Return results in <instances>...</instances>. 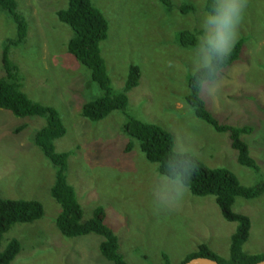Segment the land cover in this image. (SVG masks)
<instances>
[{
  "label": "rangeland",
  "instance_id": "obj_1",
  "mask_svg": "<svg viewBox=\"0 0 264 264\" xmlns=\"http://www.w3.org/2000/svg\"><path fill=\"white\" fill-rule=\"evenodd\" d=\"M16 1L27 21L28 36L23 46L9 50V57L19 70L23 92L56 108L62 118L66 135L55 145L69 155L67 181L84 219L97 206L104 209L106 224L128 264H162V254L170 264H180L201 244L227 258L236 224L222 218L213 198L187 191L179 202L160 205L156 196L171 191L172 180L159 176L137 144L125 151L128 138L121 131L125 116L114 111L99 123L80 116L82 104L100 93L88 72L66 53L69 32L55 17L65 0ZM91 1L109 24L100 47L111 87L122 89L130 65L141 71L138 86L128 93V114L168 131L175 151L191 154L195 149L204 167L229 170L241 186L264 183V0H248L237 39L244 42L242 53L220 74L219 92L210 97L201 90L208 110L220 123L252 128L242 139L258 173L238 165L228 135L197 119L185 102L189 76L203 67L206 0H170L169 10L158 0ZM184 4H193L194 11L181 14ZM180 30L197 36L194 49L179 47ZM14 37L12 20L0 11V54L5 40ZM21 124L25 130L15 134ZM43 124L42 119H21L0 110V195L37 201L44 209L39 221L13 226L1 249L11 239L19 241L20 253L11 264H109L98 251L99 237L64 238L55 227L58 205L50 196L54 170L30 138ZM232 211L251 223L244 252L264 253V193L253 200L237 198Z\"/></svg>",
  "mask_w": 264,
  "mask_h": 264
},
{
  "label": "trees",
  "instance_id": "obj_2",
  "mask_svg": "<svg viewBox=\"0 0 264 264\" xmlns=\"http://www.w3.org/2000/svg\"><path fill=\"white\" fill-rule=\"evenodd\" d=\"M158 1L167 10L172 6L170 0ZM211 2L212 0H206V12L210 10ZM179 10L181 14H189L194 11V5L184 4ZM0 11L6 14L15 26V37L5 40L0 54V110L8 111L17 118L44 121L43 126L35 130L30 138L54 170L50 196L58 205V213L54 220L56 229L64 238L97 236L101 239L98 251L106 262L128 264L119 252L117 236L106 224L104 209L97 206L91 217L84 219V212L77 200L75 190L67 181L69 155L67 152H59L55 145L66 135V127L58 110L31 100L22 90L19 70L9 57V50L23 46L28 36V24L18 10L17 1L0 0ZM55 17L69 32L65 44L66 53L88 72L90 81L97 86L100 93L82 104L80 116L90 123H99L112 112L119 111L126 118L121 127V131L128 138L125 145L126 152H130L134 144H137L146 161L156 165L159 176L170 180H173L176 172L190 169L195 163L191 159V154L175 151L173 136L168 131L140 121L127 112L128 93L139 84L140 68L130 65L122 89L116 91L111 87L100 47V44L107 39L109 29L108 20L102 11L91 0H65V6L56 11ZM177 43L180 48L191 50L198 45V38L193 32L180 30L177 33ZM243 43L242 39L236 42L222 66V71L240 59ZM216 63L214 61V65ZM217 73L219 67H215L211 74L202 67L190 75L187 80L188 94L185 96V102L192 108L197 119L209 125L217 133L228 135L238 165L258 173L259 168L250 156L247 143L242 139L243 136L252 133V128L220 123L208 110L201 96V85L204 80L216 81ZM25 128V124H21L14 133H21ZM188 191L195 197L213 198L222 218L236 225L235 231L230 236L227 258L216 255L205 244H201L180 264L195 258H208L218 264H256L264 260V253L244 252L243 246L249 238L251 223L245 215L232 211L237 198L253 200L261 196L264 193V183L243 187L229 170L206 168L197 159L195 171L188 181ZM43 215L44 209L37 201L4 199L0 195V264H11L21 250L20 243L16 239L8 241L2 250L1 241L4 235L13 226L39 221ZM162 264H170L165 254H162Z\"/></svg>",
  "mask_w": 264,
  "mask_h": 264
},
{
  "label": "clouds",
  "instance_id": "obj_3",
  "mask_svg": "<svg viewBox=\"0 0 264 264\" xmlns=\"http://www.w3.org/2000/svg\"><path fill=\"white\" fill-rule=\"evenodd\" d=\"M248 0H212L210 10L204 15L203 28L205 36L201 46L202 66L211 74L215 67H219L217 81L205 79L201 85L202 93L207 92L210 97L215 96L220 89L223 64L227 61L235 46L239 27L244 18ZM214 61L217 62L214 65ZM215 84V87L212 85ZM188 150H185L187 154ZM191 159L195 161L185 172H176L172 180L173 188L163 196H156L160 205H170L183 199L188 191V181L196 168L197 153L191 150Z\"/></svg>",
  "mask_w": 264,
  "mask_h": 264
},
{
  "label": "water",
  "instance_id": "obj_4",
  "mask_svg": "<svg viewBox=\"0 0 264 264\" xmlns=\"http://www.w3.org/2000/svg\"><path fill=\"white\" fill-rule=\"evenodd\" d=\"M185 264H218V263L215 260H211L208 258H195ZM256 264H264V260Z\"/></svg>",
  "mask_w": 264,
  "mask_h": 264
}]
</instances>
